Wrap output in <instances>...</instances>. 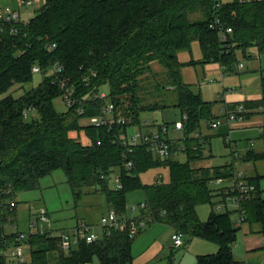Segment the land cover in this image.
Segmentation results:
<instances>
[{"label":"trees","instance_id":"obj_1","mask_svg":"<svg viewBox=\"0 0 264 264\" xmlns=\"http://www.w3.org/2000/svg\"><path fill=\"white\" fill-rule=\"evenodd\" d=\"M217 2L220 7L215 11ZM196 11L204 17L191 21L188 15ZM214 13L224 26L232 28L228 45L209 28ZM193 40L199 44L203 62H219L228 71L235 69L240 58L264 54V0H43L27 21H0V264H7L3 253L15 236L4 230L16 203L15 194L37 188L39 180L55 170L64 173L76 199L83 188L98 187L118 213L126 211L127 195L141 190L155 220L217 244L215 253L197 255L196 264H233L237 229L231 215L235 210L216 211L213 206L224 200V194L221 188L208 185L211 177L228 176L231 167L192 166L203 146L193 133L202 122L214 119L210 104L181 78V68L194 61L182 62L178 53L190 51ZM153 62L164 67L176 93V107L185 116V161L159 160L139 145L127 153L120 143L129 127L140 125L144 110L157 108L142 105L139 97V77ZM33 66L44 75L26 90L25 84L36 74ZM57 67L62 71H56ZM261 72L264 91V69ZM60 79L77 98L106 87L114 106L111 117H120L125 123L81 124L82 118L99 115L101 100L84 102L83 114L77 112V106L57 111L53 100L61 95ZM13 86L17 94L8 92ZM26 107L34 109L35 118H22ZM71 132H83L88 143ZM256 157L264 158V154ZM128 159L132 166L127 165ZM151 168L166 170L167 179L159 174L158 181L142 182L140 173ZM116 174L121 188L108 182ZM249 181L256 191L242 203L246 220L264 224V199L257 180ZM201 203L211 205L205 221L196 211ZM102 229L94 242L79 241L68 250L49 232H30L25 241L30 264H132L131 244L136 235L115 227ZM167 264L175 263L168 258Z\"/></svg>","mask_w":264,"mask_h":264},{"label":"crops","instance_id":"obj_2","mask_svg":"<svg viewBox=\"0 0 264 264\" xmlns=\"http://www.w3.org/2000/svg\"><path fill=\"white\" fill-rule=\"evenodd\" d=\"M21 1L22 0H0V8L8 6L19 13V18L21 21H27L29 18L34 16L39 11V9L43 4V0H37L39 1L38 4L32 8L31 5H34L35 0H30L31 4L28 6L21 4ZM198 48H199V53L196 54V57L199 54L201 56L199 59L196 58V60H194L192 58V59H185L184 61L182 60V62H186L189 60L194 61L193 64L185 65L181 68V78L183 83L189 85L190 88L191 87L194 88L195 89L194 92H198L201 98L210 104V112L212 113V117L214 119L217 118L220 119L222 117L225 118L226 111L235 110L239 107V105H242L244 110L242 111V113L238 114L239 115L238 118H236L233 121H230L229 123L225 122L223 125L224 126L223 130H221L222 143L225 146H228L224 142V136L226 133H228V131L233 142L232 146H228L230 150L227 152V154L224 153L223 157H216L213 154L212 146H211L212 136H210L209 134L207 135L203 134L201 132V127L199 128L198 132L202 138L200 142L203 143L202 144L203 146H202L200 158L195 160L194 162L200 159H206L205 160L206 168L217 167L220 170H227L230 167L231 168L235 167L237 169L244 171L248 179L252 181L257 180L256 183H258L260 197L264 199V158L256 157L257 154H264V91H262V87H261V74H262L261 60L259 59V61H257L255 59V56H253L250 59L240 58V61L238 63H243V67L239 68L236 65L233 71H228L219 62L216 61L203 62L202 53L199 44H198ZM245 60H247L248 62H246ZM248 73H250L251 75L256 74L258 76L257 81L253 82L252 84H248L246 82L245 85L240 86L239 88L235 86L228 87L229 84L233 85L238 81L240 82L241 80H244L245 79L244 76ZM201 81L205 85L207 84L208 85L207 86L202 85ZM211 84L216 85L215 89L209 88ZM209 96L216 97L217 101L208 98ZM215 104L217 106L215 109V111H217V114L212 112ZM155 121H153L155 123L154 125H148L147 127H145V130L146 129L151 131L156 130L158 128L156 124L160 123L157 121L163 122L164 120H157L155 118ZM133 127H137V125ZM196 132L197 131H195V133ZM181 136L182 133L179 132L178 135L172 134L171 138H175L179 140ZM257 143H259V145H257ZM206 147H208L207 148L208 150L206 149ZM235 152L237 153V155L234 157ZM232 158H234L233 164H231ZM117 182H118V175L116 174L114 176V183L117 184ZM110 208L111 207L108 206V209ZM137 210H139L137 214L135 215L132 214V216H128L127 214L128 211L126 207V211H124V213L126 214L127 217L142 216L147 214L146 210H140V209ZM198 210L199 209L197 206L196 207L197 215H198ZM231 217L233 220V226L237 229L236 239L232 244L233 264H240L243 258H245L249 264H264V224H262V222L259 220L249 219L244 221L241 225L236 226L235 224L237 219L236 213L234 216L231 215ZM49 218H51L50 215ZM75 218L76 219H74L73 222L66 223L65 225H62L60 223L58 224L56 220L53 219L52 221L50 219V225L48 228L50 229V231L60 230L67 232V231H72L74 227L81 222L87 223L85 220L81 219L78 216L77 217L75 216ZM201 221H205V220L201 219ZM149 222H150V224L148 225L149 230L153 229L155 226L156 227L162 226L165 228L166 231H163L164 234L160 236L161 239L160 242L156 241V239L153 238V241L151 243L146 242V244H144V250L140 252L141 254L140 263L160 264L161 262L164 263L165 261V263L167 264L168 260L166 258L170 255L168 258L172 259V262L177 264L174 261V257L172 258L171 256L173 250H172V243L170 237L174 228L162 220L156 219L154 221H149ZM96 223L97 222H95L94 224H90V223L87 224L92 226V228L95 229V231H97L99 235H101L103 229L102 227H99V225H97L98 223L97 224ZM141 233H138L134 237L132 241L133 244L135 238L138 235L142 236ZM153 236L156 235L153 233ZM185 236H187L190 239V243H191L190 246H192L194 240L197 237H191L187 234H183V241ZM237 236H239V239ZM206 241L209 242V240ZM185 243L186 242H184V244ZM196 245L198 246V248H206L199 250L197 255L213 254L217 251L218 248V246L215 245L214 247L206 246L201 242H197ZM132 248L134 247L131 244V252H132ZM134 264H139V263L135 262Z\"/></svg>","mask_w":264,"mask_h":264},{"label":"rangeland","instance_id":"obj_3","mask_svg":"<svg viewBox=\"0 0 264 264\" xmlns=\"http://www.w3.org/2000/svg\"><path fill=\"white\" fill-rule=\"evenodd\" d=\"M36 1V3H35ZM34 5H31L33 8L38 4L39 1L35 0ZM220 2H226L231 0H218ZM39 7V6H38ZM189 19L191 21L202 19L204 15L201 12H194L190 13L188 15ZM199 53V48L197 41L193 40L191 42V49L190 51H181L178 53V58L180 61H184L185 59H194L200 58L201 56L198 54L196 57V54ZM257 61L258 58H255ZM261 65L264 64V54L260 56ZM248 62L247 60H245ZM51 72V70L48 71V74ZM43 73H36L33 76V80L31 83L25 84V89L28 90L32 86H36V84L41 81L43 77ZM244 80H241L240 82H236L233 85H228V87H237L245 85L247 82L248 84H252L253 82L257 81L258 76L256 74L251 75L250 73L246 74ZM142 89L139 92V97L141 99V104L148 106V107H157L156 109H147L144 110L141 113V119L143 120H151L152 122L155 121V118L157 120H164L163 122L171 123L175 121L176 119H180L181 115L176 107V93L175 91L170 87L169 81L166 76V71L163 66H161L157 62L151 63L150 69L146 70L140 77ZM202 83V81H201ZM202 85H205L202 83ZM208 85V84H207ZM205 85V86H207ZM216 85L211 84L209 86L210 89H215ZM16 86L11 87V89L8 92L14 91ZM192 91H195L194 88H192ZM101 90L107 91L106 87H102ZM7 92V93H8ZM14 94H17L16 91H14ZM19 93L21 91H18ZM79 99H82V97H78ZM208 98L217 101V98L214 96H209ZM54 108L57 111H64L66 106L63 102V99L61 96H57L53 100ZM216 104L213 107V113L217 114ZM36 113H32L27 118L30 120L31 118H35ZM220 125H218L216 128H212L207 126L206 124H202L201 126V132L203 134H209L212 136L211 139V146L213 154L216 157H223L224 153L227 154V152L230 150L228 146H225L222 143V136H221V130H223V125L225 123L224 118H220ZM156 122V121H155ZM162 123V121H157ZM80 123L85 125L89 124L90 122L87 119H81ZM136 127H129L128 131L131 132ZM172 134L178 135L179 132L177 131H169V136L172 137ZM73 137L79 138V140L82 143H88L86 136L83 132H80L77 134L76 132H71L70 134ZM259 145V143H257ZM206 146V145H205ZM208 147H206L207 149ZM204 149V148H203ZM234 149V148H233ZM231 149V150H233ZM208 150V149H207ZM180 161H185V155L180 154L179 159ZM206 159H200L196 162H192L193 167H205ZM159 174H162V177L164 180L167 179V171L166 170H160L157 168H151L146 170L143 173H140V179L144 183L151 182L158 178ZM110 186L114 185V176H111L109 179ZM83 193L80 196L79 199H76L74 195L72 194L71 188L69 184L66 182V177L64 173L61 170H55L49 175H46L45 177H42L39 182L38 186L35 189L32 190H26V191H20L15 194V205L10 210L11 213L9 215L10 221H7L4 224V230L6 234H10L14 231H23L28 232L29 227L28 223L30 220H33L36 218V215L40 208H45L50 215V219L53 221L56 220L58 224L65 225L66 223L73 222L75 216L80 217L81 219L85 220L87 223L96 224L99 225V218L101 214H105L108 210V206L106 203V197L104 196L103 191L100 188H96L94 186L91 187H85L83 188ZM144 201L143 200V193L141 190H136L127 195V214L128 216H132L137 214L139 210L138 207L135 210H132L133 205H137L138 203ZM198 206V218L200 220H206L209 214V211L211 210V205L209 203H201ZM214 208V206H213ZM35 212V213H34ZM233 216L235 213L232 214ZM15 222L17 225V228H14L12 226L11 222ZM152 223V222H151ZM150 224L149 221H145V225L141 228V234L135 238L134 244L132 243V255H133V261L132 264L140 263L141 262V254L140 252L144 250V244L146 242L151 243L153 241V238L156 239V241L160 242V236L164 234L163 231H166L164 227L158 226L154 227L153 229L149 230L148 225ZM100 227V226H99ZM95 231V229H93ZM55 233H59V231H54ZM153 233L156 236H153ZM239 239V236H237ZM239 241V240H238ZM237 241V244H238ZM184 242H188L187 244ZM197 242H201L206 246L214 247L217 246L213 242H207L206 240H203L202 238H196L194 240V243L192 246H190V239L185 236L183 245L180 248H173V253H171L172 258L174 257V261L177 264H196V255L198 254V251L201 249L206 248H198L196 245ZM23 248V264H30V254H29V247L27 244H22ZM7 252H9L10 247H8ZM214 252V251H213ZM211 253V252H208ZM169 255V254H168ZM170 256V255H169ZM168 256V257H169ZM168 257L166 258L168 260ZM160 264H166L161 262Z\"/></svg>","mask_w":264,"mask_h":264},{"label":"built area","instance_id":"obj_4","mask_svg":"<svg viewBox=\"0 0 264 264\" xmlns=\"http://www.w3.org/2000/svg\"><path fill=\"white\" fill-rule=\"evenodd\" d=\"M21 4L26 6L31 4L30 0H22ZM220 7V3H214L213 9L216 11ZM0 21L8 22V23H20L21 20L19 18V13L8 7L0 8ZM209 28L212 30H216L218 33V37L222 43L228 45V37L232 32V28L229 26H224L220 18L214 13L213 18L209 22ZM11 31H16V28H12ZM261 54H255V58L260 59ZM237 66L239 68L243 67V63H238ZM262 69H264V64L261 65ZM32 71L34 73H39V67L33 66ZM56 71L61 72L60 67L56 68ZM59 86L61 88V97L65 106L73 107L77 106V112L79 114H83L85 109L83 107L84 102L90 100H101L104 101L102 108L100 109L99 115H93L87 118L92 124L96 127L106 125L109 123H117L124 124L125 120L118 117L113 119L111 117L113 112V103L109 101L107 91L99 89L98 91H93L92 93L84 96V98L79 99L72 95V90L68 86L66 87V83L63 79L59 80ZM242 105L235 110L226 111L224 121L229 123L230 121L235 120L239 117L238 114L243 111ZM34 113V109L31 107H26L22 110V118L27 120L30 114ZM185 120V116H181L179 120L173 121L171 125L166 122L157 123L156 126L158 128L156 130H145V127L148 125H154L155 123L151 120H143L139 126L136 127L133 131L123 135L121 137V144L126 147L127 153L132 152L135 146H143L147 152L151 153L153 157L159 160H165L169 158L179 159V155L184 153V143L183 140L186 139V136L182 134L179 140L175 138H171L169 136V131H179L182 133L183 122ZM220 119H213L211 121H205V124L209 127L215 128L220 125ZM194 136L201 140V135L199 132L194 133ZM224 142L228 146H232L233 142L228 133L224 136ZM193 148H196L193 146ZM237 153H234V157ZM234 163V158H232L231 164ZM127 165L132 166L133 162L131 159L127 160ZM159 178H157V181ZM208 185L212 187H218L222 189L224 194V200L216 202L214 205V209L216 211H223L225 208H232L235 210L237 215L236 226L241 225L244 221H246V212L242 206V203L249 199L256 191V186L253 182H250L247 178L244 171L231 168V171L228 176H217L211 177L208 180ZM117 188H121V184L118 180L116 184ZM14 201H10V205H13ZM138 207L140 210H146L147 214L142 216L135 217H127L125 213H118L113 208L107 210V212L99 218V226L100 227H115L117 229H125L127 230L130 236H135L141 232V228L145 225V221H154L155 218L152 214V211L148 210V204L144 201L138 203L137 205H133L131 208L135 210ZM35 213V212H34ZM164 211H161V215ZM14 228H17L16 223L11 222ZM50 225V218L45 208H40L36 218L30 220L28 223L29 231H14L15 236L13 239V244L10 245V250L5 252L7 256V264H23V248L22 244L25 243L26 238L28 237V233L30 232H49V235H55L58 240L60 247L62 249L68 250L73 245H76L79 241H85L87 243L94 242L98 237L99 233L94 231L92 226L85 222H81L74 227L72 231H60L59 233H55L54 231H50L48 228ZM171 243L173 248H178L183 245V233L177 229H173L171 233ZM240 264H249L245 258L242 259Z\"/></svg>","mask_w":264,"mask_h":264}]
</instances>
